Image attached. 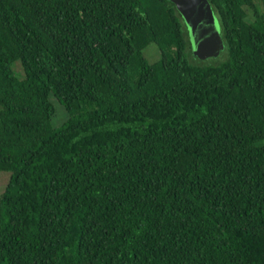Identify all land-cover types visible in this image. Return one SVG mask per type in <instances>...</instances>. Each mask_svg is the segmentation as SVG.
<instances>
[{
    "label": "trees",
    "instance_id": "16d2710c",
    "mask_svg": "<svg viewBox=\"0 0 264 264\" xmlns=\"http://www.w3.org/2000/svg\"><path fill=\"white\" fill-rule=\"evenodd\" d=\"M209 3L199 61L167 0H0V264H264V0Z\"/></svg>",
    "mask_w": 264,
    "mask_h": 264
},
{
    "label": "water",
    "instance_id": "95a60500",
    "mask_svg": "<svg viewBox=\"0 0 264 264\" xmlns=\"http://www.w3.org/2000/svg\"><path fill=\"white\" fill-rule=\"evenodd\" d=\"M180 15L192 56L199 61L216 59L225 50L219 20L209 0H167Z\"/></svg>",
    "mask_w": 264,
    "mask_h": 264
},
{
    "label": "rangeland",
    "instance_id": "374dc122",
    "mask_svg": "<svg viewBox=\"0 0 264 264\" xmlns=\"http://www.w3.org/2000/svg\"><path fill=\"white\" fill-rule=\"evenodd\" d=\"M155 48L156 47L154 44H150L146 49L147 52L144 51L146 52V57L148 58L149 61L151 60L154 61L157 58V52L154 50ZM191 60L194 61V59H191ZM13 69L19 78L23 77L22 68L19 63H15L13 66ZM61 121H62V118L58 117L56 124H59ZM3 188H4V179H1L0 180V193L2 192Z\"/></svg>",
    "mask_w": 264,
    "mask_h": 264
}]
</instances>
